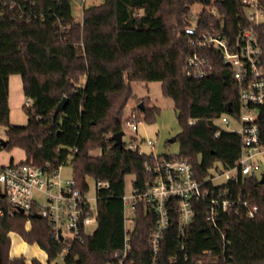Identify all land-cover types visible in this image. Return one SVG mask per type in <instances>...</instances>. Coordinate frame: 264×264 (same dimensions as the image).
<instances>
[{
	"label": "trees",
	"instance_id": "16d2710c",
	"mask_svg": "<svg viewBox=\"0 0 264 264\" xmlns=\"http://www.w3.org/2000/svg\"><path fill=\"white\" fill-rule=\"evenodd\" d=\"M197 2L205 5L198 19L200 30L215 29L233 37L254 24L241 0H103L84 8L82 21L73 14V0H0V127L6 133L0 151L21 148L26 153L22 162L50 171L70 162L83 192L89 190L87 177L108 182L97 189L96 229L84 242H73L62 264H121L112 258L124 247L128 174L134 175L133 188L145 190L155 180L162 157L188 159L200 180L219 166L216 163L231 168L238 160L240 135L216 123L229 112L228 104L231 114H237L239 84L230 68L215 54L213 72L207 77L194 79L184 71L192 48L185 33L186 17ZM256 28L263 36L264 68V22ZM12 74L23 79L28 99L23 107L28 116L25 125L10 121ZM133 81H159L164 94L173 99L182 127L176 135L179 153L155 157L124 142L123 147L115 145L112 135L123 130ZM64 97L68 102L54 117ZM146 101L150 100H140L143 107L138 105L133 112L139 122L150 124L160 108ZM260 118L264 124V106ZM190 119L197 121L190 124ZM97 149L100 155L93 153ZM216 188L247 197L258 211L254 218L247 217L245 208L221 214L219 224L227 227L230 259L202 264H264V183L253 176ZM206 207L205 202L195 204L188 261L176 246L178 214L172 216L160 264H197L204 250L220 249V234L207 221ZM30 218L29 229L27 217L19 212L0 219V264H26L24 256L11 257L12 232L46 251L47 263L34 258L32 264H60L53 262L63 245L55 239L52 225L44 218ZM155 222L154 211L140 204L131 250L123 264H150L149 236ZM173 256L178 259L173 261Z\"/></svg>",
	"mask_w": 264,
	"mask_h": 264
},
{
	"label": "built area",
	"instance_id": "2783aa9c",
	"mask_svg": "<svg viewBox=\"0 0 264 264\" xmlns=\"http://www.w3.org/2000/svg\"><path fill=\"white\" fill-rule=\"evenodd\" d=\"M78 1L84 5L85 0ZM241 2L254 24L240 29L233 37L215 29L200 30L198 21H191L190 15L186 17L185 33L189 35L192 48L184 67L187 76L202 79L213 72V58L218 54L230 68L239 84L238 110L235 115L239 128H229L232 110L221 114L216 123L240 135V156L233 167H222L223 170L217 167V175L209 173L202 180L196 177L188 159L175 156L160 158L155 180L145 190L133 188L131 194L125 193L123 196L124 247L121 253L112 258H118L121 264L131 250L140 204L146 205L156 215V222L149 236L150 264H160L163 239L174 214H178L179 222L176 246L183 253L182 258L189 260V234L196 213L195 204L198 202H205L207 205L206 219L220 234V249L204 250L198 257L197 264L204 261L227 262L230 259L227 227L222 228L219 224L221 214L233 210L240 212L242 208H245L249 218H254L257 214L258 206L252 204L247 197H235L228 188H216L228 181L238 182L246 177L256 176L261 179L264 174V163L261 160L264 155V124L260 118L264 106V68L261 61L263 36L256 28L264 22V5L261 0ZM210 11L218 16L216 8H211ZM196 121L190 119L189 123L194 124ZM124 122L138 134L140 122L136 113L133 112L132 117ZM219 132L220 130L216 135ZM144 142L153 145L152 139L137 135L129 148L143 152ZM62 166L50 171L43 166L22 161L0 165V193L4 199L0 201V219L12 217L19 212L27 217L26 222L31 223V215L40 214L41 218L52 225L55 239L63 245L58 257L63 261L73 242L82 243L87 235L93 233L88 232V227L94 221L97 223V210L92 209L89 190L83 192L73 176L63 178ZM219 176L225 177V182L216 184L214 179ZM104 186H108V182H96V190ZM36 193L44 195V204L39 202ZM177 259V256L172 257L173 261Z\"/></svg>",
	"mask_w": 264,
	"mask_h": 264
},
{
	"label": "rangeland",
	"instance_id": "374dc122",
	"mask_svg": "<svg viewBox=\"0 0 264 264\" xmlns=\"http://www.w3.org/2000/svg\"><path fill=\"white\" fill-rule=\"evenodd\" d=\"M103 0H85L84 5L81 1L73 0V14L77 20H82L83 18V7H87L91 4H100ZM214 1V0H212ZM205 5L201 2H197L192 6L190 19L193 22L198 21V18L201 12L204 10ZM249 11H254L253 9H248ZM264 20V17H262ZM133 89V96L129 99L128 104L125 108L124 120L132 117L133 110L138 107L140 100H150L146 101L151 106H158L160 108V113L153 123H147L145 120L139 123L138 134L132 130L129 124L123 123V142L130 146L131 141L137 136L140 135L143 138L152 139L153 145H148L146 142L142 145L143 152L161 155V154H177L180 151L179 141L171 142L170 139L176 137L182 130V127L178 121L177 113L175 110V104L172 98L164 94L162 89V83L159 81L144 82V81H133L131 83ZM27 102V101H26ZM142 103V102H140ZM229 119L232 122L229 126L230 129L237 130L239 128L237 118L233 115H229ZM13 124L25 125L28 122V116L24 109L18 110L13 113ZM223 125V124H222ZM5 128L0 127V139L6 137ZM18 150V149H15ZM0 152H7L8 150H1ZM18 152H21V150ZM94 154L100 155L101 149L93 151ZM18 160L17 156L15 158ZM261 160L264 163V155L261 156ZM9 164V163H7ZM4 164V165H7ZM219 166L220 170H223L220 163H216ZM264 170V166L262 167ZM62 176L63 178H70L73 176V169L70 165V162L62 166ZM210 175H217L216 167L210 170ZM89 183V192L88 196L92 205V209L97 210V201H96V181L93 177H87ZM133 181L134 175L128 174L126 176V187L125 193L131 194L133 192ZM216 184H221L225 182V177L219 176L214 179ZM36 196L41 204L45 203V197L43 194L36 193ZM25 227L29 229L31 227L30 222H26ZM97 227V223L94 221L88 227V232L92 233ZM12 239L11 255L14 257L24 256L26 258V264H32L34 258L39 259L41 262H45L48 257L46 252L37 244V243H28L23 240L20 234L13 232L10 234ZM62 264L63 261L58 259L53 263Z\"/></svg>",
	"mask_w": 264,
	"mask_h": 264
},
{
	"label": "crops",
	"instance_id": "0c3cea01",
	"mask_svg": "<svg viewBox=\"0 0 264 264\" xmlns=\"http://www.w3.org/2000/svg\"><path fill=\"white\" fill-rule=\"evenodd\" d=\"M81 21V20H80ZM28 102L23 87V79L20 74H12L9 76V107H10V121H13V113L23 109L24 105ZM12 123V122H11ZM5 131V130H4ZM5 139V137H4ZM21 150V152H18ZM18 158L16 160L15 158ZM26 159V153L21 148H14L9 153L0 152V165L12 162H21ZM97 193V190H96ZM13 233V232H12ZM46 252V251H45ZM11 254V252H10ZM47 255V253H46ZM11 257H14L11 255ZM48 257V255H47ZM43 263H47V260Z\"/></svg>",
	"mask_w": 264,
	"mask_h": 264
},
{
	"label": "water",
	"instance_id": "95a60500",
	"mask_svg": "<svg viewBox=\"0 0 264 264\" xmlns=\"http://www.w3.org/2000/svg\"><path fill=\"white\" fill-rule=\"evenodd\" d=\"M207 3L211 2V0H205ZM68 102V98L67 97H64L62 101H60L55 109V113H54V117L61 111H63L64 107L66 106V103ZM140 107H143V104L140 103L139 104ZM228 110L231 111L232 110V106L231 104H228ZM123 135H124V132L123 130L121 131H118V132H115L112 137L115 141V145L117 146H120V147H123ZM171 142H174L176 141V137H173L170 139ZM1 142L3 144L6 143V141L4 139L1 140ZM260 181L262 183H264V174L262 175ZM89 205V204H88ZM34 217L36 218H41V215L40 214H34Z\"/></svg>",
	"mask_w": 264,
	"mask_h": 264
}]
</instances>
